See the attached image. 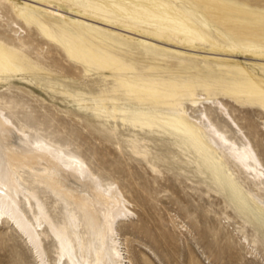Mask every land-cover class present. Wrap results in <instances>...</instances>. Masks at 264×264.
I'll use <instances>...</instances> for the list:
<instances>
[{"label":"bare ground","instance_id":"bare-ground-1","mask_svg":"<svg viewBox=\"0 0 264 264\" xmlns=\"http://www.w3.org/2000/svg\"><path fill=\"white\" fill-rule=\"evenodd\" d=\"M55 1L68 11L43 5L47 0H0V5L10 7V11L12 8L14 15L30 27L34 23L48 41L60 42L70 60L86 66V77L96 67L110 73L102 77L106 84L111 80L113 85L91 95L89 101L86 93L74 94L53 82L44 86L85 105L97 116L180 139L194 149L203 169L220 190L227 192L236 209L260 217L264 224V200L243 186L227 159L260 193H264V164L224 103L219 98L211 99L212 93L219 91L237 102L258 104L264 109V77L242 63L235 70L221 58L250 57L264 70V37L254 35L251 30L255 27L250 26L251 20L264 23V11L230 0ZM31 12H44L45 17L35 22ZM117 31L138 36L139 44L153 55L152 59L160 56L165 61L175 55L181 65L194 59L188 68L197 71L187 79L178 78L184 76L182 71L165 78L155 72H165L166 67L150 62L145 73L129 75L136 71L135 61L115 56L103 47L124 44ZM13 40L0 36V86L18 77L31 78L29 81L35 84L46 78L41 75L49 78L51 73ZM161 42L170 48L159 49ZM199 49L206 54L203 60L209 73L197 63L199 55L187 52ZM122 52L127 56L131 49ZM208 53L221 56L213 57L219 62L217 74L211 71L215 65L209 64ZM3 100L0 94V225L13 227L36 264H51L47 239L55 242L58 263L105 264L106 260L108 264H129L118 228L133 222L136 213L120 185L103 179L81 155L39 135L26 123L16 122L8 114L13 107L2 106ZM206 100L213 101L222 118L231 120L235 129L232 136L211 119L207 110H201L198 117L189 113ZM37 189L52 191L67 204L70 209L62 222L56 224L48 215ZM86 225L94 228L93 239L81 230ZM88 256L93 259L88 260Z\"/></svg>","mask_w":264,"mask_h":264},{"label":"rangeland","instance_id":"rangeland-1","mask_svg":"<svg viewBox=\"0 0 264 264\" xmlns=\"http://www.w3.org/2000/svg\"><path fill=\"white\" fill-rule=\"evenodd\" d=\"M230 1L264 11V0ZM43 5L68 11L55 0H47ZM8 8L0 5V36L21 44V50L51 75L49 78L41 75L46 78L39 84L31 83V78L18 77L1 85L0 94L4 98L1 105L13 107L8 114L16 122L26 123L37 129L39 135L81 155L103 179L120 185L136 213L133 222L118 228L123 251L131 260L129 264H264L263 221L236 209L227 192L220 190L203 169L194 149L175 137L134 128L131 123L112 117L97 116L85 105L45 87V83L53 82L56 87L74 94L86 93L89 101L91 95L99 94L113 83L110 80L106 84L102 75L110 73L96 67L91 69L92 75L86 77V66L70 60L60 42L48 41L34 23L30 27ZM31 14L36 16L35 22L45 17L44 12ZM250 26L255 27L251 30L254 35L264 37L263 22L251 20ZM117 32L124 44L103 47L115 56L135 61L136 71L128 72L129 75L145 73L150 62H161L166 67L165 72L161 69L155 72L165 78L176 77V73L182 71L184 76L178 78L187 79L197 71L188 68L194 59L183 65L175 55L165 61L160 56L152 59L153 55L147 54L139 44L138 36ZM158 45L159 49L170 48L163 42ZM129 48L131 52L126 56L122 49ZM194 51L187 52L199 55L197 63L204 73H209L208 64L203 60L206 54L200 49ZM214 55L207 54L209 64L215 65L211 71L217 74L219 62L214 60L217 56ZM221 58L235 70L238 63H242L264 77L263 66L255 64L257 61L250 57L223 55ZM199 92L204 94L200 88ZM215 93L218 94L212 93L211 99L219 98L224 103L251 139L264 164V109L258 104L237 102L231 95L219 91ZM201 110H207L211 119L222 129H228L232 136L235 129L231 120L222 118L212 100L204 101L189 113L198 117ZM227 162L243 186L264 200V193L255 191L244 173L229 159ZM36 193L53 221L62 222L70 209L63 199L49 190L37 189ZM83 222L86 223L84 217ZM81 230L87 231L88 238L93 239L94 228L86 225ZM45 246L51 264H64L58 263L53 240L47 239ZM91 259L88 256V260ZM0 264H36L24 239L8 224L0 225ZM105 264H108L106 260Z\"/></svg>","mask_w":264,"mask_h":264}]
</instances>
